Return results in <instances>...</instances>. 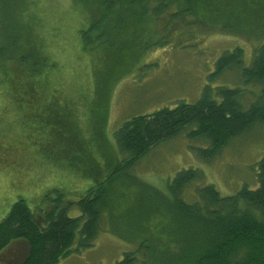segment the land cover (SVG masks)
<instances>
[{"label": "trees", "instance_id": "obj_1", "mask_svg": "<svg viewBox=\"0 0 264 264\" xmlns=\"http://www.w3.org/2000/svg\"><path fill=\"white\" fill-rule=\"evenodd\" d=\"M238 1L70 0L72 23L75 20L76 25L64 26L70 29L68 32H48L50 40L61 48L54 57L44 36L35 31V25L39 24L37 11L26 16V36L18 35L7 42L0 38V156L4 160L0 167L16 160L19 167L34 163L36 169L44 165L35 157L37 150L61 157L63 145H71L66 134L67 118L72 116V104H77L66 97L67 90L77 87L90 91L93 80L103 89L105 77L109 80L112 71L119 73L127 62L142 56L154 42L144 38L140 27L158 23L162 29L170 30L173 23L181 21L188 26L192 22L210 27L215 22L243 26L248 24L246 16L236 14V9L249 11L252 5L248 0ZM30 3L37 9L35 1ZM194 11L203 13L206 20L191 19L188 23V15ZM61 54L73 59L68 76L64 74L69 70L59 60ZM230 69L239 71L243 86L206 84L194 102L178 101L173 107L124 121L114 132V138L125 159L117 166L114 164L113 171L90 186L77 202L63 200L60 191L38 220L23 199L15 200L0 221V253L11 241L23 239L29 253L20 264H58L73 251L76 233L79 246L92 244L99 230L100 215L107 206L105 184L151 147L185 133L188 137L206 139L209 147L201 152L212 157L253 125L264 124V39L253 48L247 65L240 46L225 50L217 60V70ZM247 85L259 88L252 91ZM61 94L64 100L59 98ZM246 94L253 98L249 103L243 102ZM47 123L57 133L56 140L51 142L46 138ZM54 125L59 126L58 131ZM198 176L197 170L187 168L167 184L185 236L175 253H171L175 257L165 264H264V156L258 161L256 187L243 186L234 194L221 195L213 184H205L196 188L195 200L184 201L181 192ZM74 204L80 213L70 216L67 211ZM154 214L172 219V206L157 209ZM163 240L162 237V248ZM132 255L126 252L115 264H132Z\"/></svg>", "mask_w": 264, "mask_h": 264}, {"label": "rangeland", "instance_id": "obj_2", "mask_svg": "<svg viewBox=\"0 0 264 264\" xmlns=\"http://www.w3.org/2000/svg\"><path fill=\"white\" fill-rule=\"evenodd\" d=\"M28 1H35L37 9ZM248 1L252 10L236 9V14L246 16L248 24L243 26L215 22L210 27L195 23L191 19L202 22L205 16L197 12L202 18L194 11L188 15L190 26L181 21L173 23L170 30L162 29L158 23L140 27L144 38L154 42L142 56L127 62L119 73L112 71L109 80L105 77L103 89L93 80L90 91L77 87L67 90L66 97L77 101L70 107L72 116L67 118L66 134L71 138V145H63L61 157L37 150L35 157L44 165L36 169L34 163L19 167L16 160L0 167V219L18 198L34 213L47 210L52 204L51 198L57 197L60 191L63 200L77 202L90 186L113 171L114 164L117 166L125 159L126 155L118 150L114 132L132 116L173 107L178 101L194 102L206 84L243 86L239 71L217 70V60L225 50L240 46L247 65L253 48L264 39V0ZM71 8L70 0H0V38L7 42L18 35L26 36V16L37 11L39 24L35 25V31L38 36H44L48 51L54 57L61 48L50 40L48 32L64 33L70 30L65 27L76 25L75 20L72 23ZM64 55L59 60L69 70L64 74L68 76L73 59ZM247 87L252 91L259 88ZM59 98L65 99L62 94ZM252 99L246 94L243 102L249 103ZM54 129L58 131L59 126L54 125ZM45 133L47 141L56 140L57 133L51 131L48 123ZM207 147L206 139L181 133L157 143L132 166L122 168L105 184L107 206L100 215L99 230L92 244L79 246V233H76L73 251L58 264H115L126 252L133 254L132 264H165L170 257H175L171 253L178 249L185 234L179 221L181 217L176 215L174 203L170 201L167 184L179 171L197 170L199 176L181 192L186 202L195 200L196 188L205 184H213L221 195L234 194L243 186L256 187L258 161L264 156V124L253 125L212 157L201 152ZM3 161L0 156V164ZM170 206L172 219L154 214L157 209ZM67 212L76 216L80 210L74 204ZM163 250L168 251L162 254ZM23 252L24 246L15 241L0 256L4 262H13Z\"/></svg>", "mask_w": 264, "mask_h": 264}, {"label": "water", "instance_id": "obj_3", "mask_svg": "<svg viewBox=\"0 0 264 264\" xmlns=\"http://www.w3.org/2000/svg\"><path fill=\"white\" fill-rule=\"evenodd\" d=\"M15 241H19L24 246V252L21 253L19 256H16L15 259H13V262L12 261L11 262H4V260L0 256V262L1 263H3V264H20L25 259V257L28 255L29 247H28V244L26 243V241L23 239H17V240L11 241L10 245Z\"/></svg>", "mask_w": 264, "mask_h": 264}, {"label": "flooded vegetation", "instance_id": "obj_4", "mask_svg": "<svg viewBox=\"0 0 264 264\" xmlns=\"http://www.w3.org/2000/svg\"><path fill=\"white\" fill-rule=\"evenodd\" d=\"M26 205H27V204H26ZM27 206H28V205H27ZM28 208H29V206H28ZM29 209H30V208H29ZM30 210H31V209H30ZM44 210H46V208L42 209V210H41L40 212H38V213H34V212H33V213L38 217V220H40V219L42 218L41 216H42L43 212H45ZM31 211H32V210H31ZM5 216H6V215H5ZM5 216H4V217H5ZM4 217H3V218H4ZM3 218H1L0 221H1Z\"/></svg>", "mask_w": 264, "mask_h": 264}]
</instances>
